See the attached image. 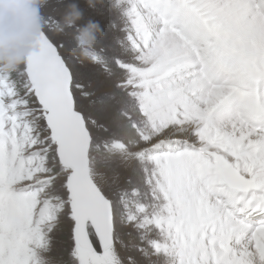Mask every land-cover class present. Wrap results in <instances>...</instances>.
Instances as JSON below:
<instances>
[{
    "label": "snow or ice",
    "instance_id": "obj_1",
    "mask_svg": "<svg viewBox=\"0 0 264 264\" xmlns=\"http://www.w3.org/2000/svg\"><path fill=\"white\" fill-rule=\"evenodd\" d=\"M0 264H264V0H45L0 71Z\"/></svg>",
    "mask_w": 264,
    "mask_h": 264
},
{
    "label": "clouds",
    "instance_id": "obj_2",
    "mask_svg": "<svg viewBox=\"0 0 264 264\" xmlns=\"http://www.w3.org/2000/svg\"><path fill=\"white\" fill-rule=\"evenodd\" d=\"M45 0H0V71H12L19 67L40 29V8ZM79 15L72 17L74 23ZM84 36V45L80 44V36ZM99 34L82 26L80 33L75 34L73 43L78 53L83 56V48H92Z\"/></svg>",
    "mask_w": 264,
    "mask_h": 264
},
{
    "label": "rangeland",
    "instance_id": "obj_3",
    "mask_svg": "<svg viewBox=\"0 0 264 264\" xmlns=\"http://www.w3.org/2000/svg\"><path fill=\"white\" fill-rule=\"evenodd\" d=\"M90 2L94 3V2H95V0H90Z\"/></svg>",
    "mask_w": 264,
    "mask_h": 264
}]
</instances>
